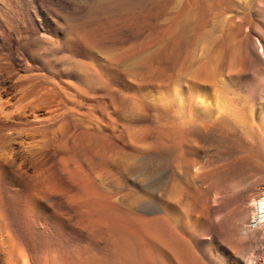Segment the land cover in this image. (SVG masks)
Instances as JSON below:
<instances>
[{
    "label": "rangeland",
    "instance_id": "1",
    "mask_svg": "<svg viewBox=\"0 0 264 264\" xmlns=\"http://www.w3.org/2000/svg\"><path fill=\"white\" fill-rule=\"evenodd\" d=\"M228 31L242 52L229 84L237 116L229 110L235 103L220 101L207 115L191 101L193 82L214 92L190 65L200 72L214 55L211 37L216 47ZM256 39L264 41V0H0V78L16 71L37 78L28 101L43 118L32 121L28 112V122H0V264H186L181 248L193 264H248L250 256L263 264L262 232L238 230L264 192ZM60 123L75 132L62 141ZM86 133L101 134L130 163L100 160L101 147ZM75 175L111 194L115 221L84 231L86 197ZM131 223L155 235L140 234V242Z\"/></svg>",
    "mask_w": 264,
    "mask_h": 264
},
{
    "label": "bare ground",
    "instance_id": "2",
    "mask_svg": "<svg viewBox=\"0 0 264 264\" xmlns=\"http://www.w3.org/2000/svg\"><path fill=\"white\" fill-rule=\"evenodd\" d=\"M198 1V0H197ZM181 3V2H180ZM201 3V2H200ZM208 3V2H207ZM209 5V4H208ZM211 5V4H210ZM221 5V4H220ZM190 9V8H189ZM183 11V10H182ZM187 11V10H186ZM189 11V10H188ZM194 12V11H193ZM216 12V11H215ZM214 12V13H215ZM179 13V12H178ZM185 13V12H184ZM226 13V12H225ZM186 14V13H185ZM184 14V15H185ZM188 14V13H187ZM186 14V15H187ZM183 15V16H184ZM198 15V14H197ZM220 15V14H219ZM222 15V14H221ZM234 16V15H233ZM232 16V18L233 19H231V17H229V20L228 21H233L234 20V18L235 17H233ZM181 17V16H180ZM185 18V17H184ZM180 21V20H179ZM194 21V20H193ZM168 22V21H167ZM199 22V21H198ZM179 23V22H178ZM235 23V22H234ZM238 23V22H237ZM240 23V22H239ZM180 24V23H179ZM190 24V23H189ZM242 24V23H241ZM173 25V24H172ZM186 25H188V24H186ZM169 27V26H168ZM191 27V26H190ZM193 27V26H192ZM174 28V27H173ZM182 29V28H181ZM173 31V30H172ZM225 31V30H224ZM181 32V31H180ZM197 32V31H196ZM189 33V32H188ZM249 33V32H248ZM181 34L179 33V36H180ZM221 35H223L222 33H221ZM239 36V35H238ZM262 36V35H261ZM170 38V37H169ZM217 38V37H216ZM215 37L213 38V37H211V40L213 39V42L215 41V39H216ZM263 38V37H262ZM184 39V38H183ZM218 39V38H217ZM234 40V35L232 34V32H230V31H228L227 33H226V35H224V36H222V38H221V43H218V45L216 44L215 46L216 47H214L213 45H214V43L212 42V44L213 45H211L212 47L210 48V49H212V48H214V49H212L213 50V54L214 55H212V56H210V57H208V58H206L207 59V61L205 60L204 61V63L201 65H199L200 66V68L201 69H198V70H200V72L199 71H197V70H195V69H193L194 67H193V64L192 65H190V66H192V68H191V73L190 74H192V73H194V74H196V75H193V76H197V77H199V78H201V79H203L204 80V82H205V85H206V87H208L210 90L212 89L213 90V92H214V94L211 96V94L209 93V92H207V91H202V87H201V85L199 84V83H197V82H199L197 79H199V78H197V77H194V78H196V80L197 81H195V82H193V84L194 85H192V91L194 90V95H193V99L191 100V101H193V104H194V106H196V105H200V104H203V107H204V109H205V113H207V115H208V113H209V111H211L210 109L212 108V107H219V106H216V103L218 102V101H220V102H224V104L223 103H221L222 105H225V102H227L228 104H231V106L233 105V107L234 108H230V107H226V108H230L229 110H230V113H232L234 116H237V112H236V105L238 104L236 101L237 100H235L234 98L235 97H232V95H231V93L232 92H230V89H232V88H230L229 87V84H230V82H231V80H230V78H231V72L233 71V72H236L235 70H233V66H235V63H237V60L238 59H240L241 60V58H242V55L240 56V54L242 53V52H240V49H239V51H236V50H238L237 48L238 47H235V40ZM250 40V39H249ZM257 40V39H256ZM259 41L261 40L260 38L258 39ZM257 40V41H258ZM180 41H183L182 39L180 40ZM219 41H220V39H219ZM244 41V40H243ZM258 41V46H259V49H260V52H258V53H255V56L257 57V59L261 62V63H263L264 64V41L262 42V43H260ZM218 42V41H217ZM216 42V43H217ZM165 44V43H164ZM170 45V44H169ZM165 49V48H164ZM166 50V49H165ZM185 50V49H184ZM209 50V48L207 49V51ZM212 50H210V51H212ZM242 50H243V48H242ZM206 51V52H207ZM209 51V52H210ZM185 53H186V51H185ZM211 53V52H210ZM247 53V52H246ZM192 54V53H191ZM190 54V55H191ZM200 54V53H199ZM210 55V54H209ZM170 56V55H169ZM244 56V55H243ZM166 57V56H165ZM190 57V56H189ZM241 57V58H240ZM251 57V56H250ZM184 58V57H183ZM214 58V59H213ZM168 59V58H167ZM187 59V58H186ZM188 60V59H187ZM197 60V59H196ZM248 60V59H247ZM177 61H178V59H177ZM180 61V60H179ZM186 61V60H185ZM254 61V60H253ZM252 61V62H253ZM195 62V61H194ZM196 62H198V61H196ZM199 62H201V61H199ZM243 62V61H242ZM247 62V61H246ZM184 63V61H182V64ZM188 63V62H187ZM202 63V62H201ZM185 64V63H184ZM183 64V65H184ZM240 64V63H239ZM247 64V63H246ZM197 65H198V63H197ZM196 65V66H197ZM238 65V63L236 64V66ZM181 66V65H180ZM190 66H188V67H190ZM196 66H195V68H196ZM184 67H186V66H184ZM183 67V68H184ZM198 67V66H197ZM182 68V67H181ZM232 68V69H231ZM182 70V69H181ZM180 70V72H182ZM201 71H202V73H201ZM17 72V71H16ZM16 72H14V73H10V75L8 76V74H7V76L8 77H6V78H4V77H2V78H0V122H1V124H2V126H7V125H11V124H15V123H20L21 121V119H24V120H26L27 122H28V118H27V116H28V112H29V115H31L32 116V121L33 120H40V118H41V120L43 119L39 114L40 113H38L37 114V111H36V107H38V106H36L37 104H32L31 102H29L28 101V99L30 98V95H32L34 92L33 91H29V89L31 88V87H33V86H36V79L35 78H33L32 76H27V77H21L20 76V74H19V76H16V74H18V73H16ZM198 72H199V74H198ZM232 72V73H233ZM184 73V72H183ZM203 74V75H202ZM240 74V73H239ZM201 75V76H200ZM237 75V74H236ZM185 76V75H184ZM236 77V76H235ZM240 77V76H239ZM238 77V78H239ZM11 79V80H10ZM191 79V78H190ZM232 79V78H231ZM240 80H241V78H240ZM236 84V83H235ZM231 85V84H230ZM45 86V85H44ZM191 86H189V88H190ZM38 88V87H37ZM32 89V88H31ZM190 90V89H189ZM191 91V92H192ZM234 92V91H233ZM48 94V93H47ZM191 94V93H190ZM233 94V93H232ZM42 95H44V94H42ZM234 95V94H233ZM35 96V95H34ZM33 96V97H34ZM36 97V96H35ZM47 97H48V95H47ZM191 97V96H190ZM42 98V97H41ZM39 100H41L40 98H38ZM43 99H45V98H42V100ZM47 99V98H46ZM238 99V98H237ZM35 100H37V99H35ZM48 100V99H47ZM31 101H32V99H31ZM241 101V100H240ZM29 102V103H28ZM43 102H44V104H47L49 107L51 106V105H49V104H51V102H52V100H50L49 99V101H46V100H43ZM220 102L218 103V104H220ZM38 103V102H37ZM40 103H38V105H39ZM43 104V103H42ZM243 104V103H242ZM58 105V104H57ZM45 106V105H44ZM55 106V105H54ZM227 106V105H226ZM229 106V105H228ZM239 106V105H238ZM254 106V105H253ZM46 107V106H45ZM48 107V108H49ZM56 107V106H55ZM211 107V108H210ZM240 107V106H239ZM11 108H13V109H11ZM47 108V107H46ZM57 108V107H56ZM241 108V107H240ZM239 108V109H240ZM244 108H245V106H244ZM40 109V108H39ZM50 109H51V107H50ZM58 109V108H57ZM42 111V110H41ZM56 112V109L54 110H52V112ZM58 111H59V109H58ZM36 112V113H35ZM54 112V113H55ZM229 112V111H228ZM243 112V111H242ZM35 113V114H34ZM50 113H51V111H50ZM244 113V112H243ZM253 113V112H252ZM57 115H58V113H56ZM60 114V113H59ZM51 115H52V113H51ZM62 115V114H61ZM226 115V114H225ZM53 116H54V114H53ZM222 116V115H221ZM43 117H45V116H43ZM48 117V116H47ZM55 117L56 116H54L53 118L55 119ZM63 117V116H62ZM67 117V116H66ZM223 117V116H222ZM239 117H241L240 115H239ZM57 118V117H56ZM219 118V117H218ZM230 118V117H229ZM49 119V118H48ZM208 119V118H207ZM206 118H205V121L207 120ZM224 119V118H223ZM242 119V118H241ZM240 119V120H241ZM46 120V119H45ZM60 120H61V118H60ZM19 121V122H18ZM23 121V120H22ZM50 121V120H49ZM98 121V120H97ZM242 121V120H241ZM25 121H23V123H24ZM30 122V121H29ZM36 122V121H35ZM62 122V121H61ZM203 122V121H202ZM226 122H228V121H226ZM225 122V123H226ZM22 123V124H23ZM26 123V122H25ZM34 123V122H33ZM43 123H45V122H43ZM95 123V122H94ZM199 123V122H198ZM197 123V124H198ZM205 123V122H204ZM219 123H221V122H219ZM236 123V122H235ZM99 124V123H98ZM193 124H196V123H193ZM192 124V125H193ZM211 123H209V121H207L204 125H203V123H202V125L203 126H205L204 128H206L207 126H211L210 125ZM245 124V123H244ZM200 125V124H199ZM201 125V126H202ZM222 125V124H221ZM240 125V124H239ZM13 126V125H12ZM32 126V125H31ZM104 126V125H103ZM226 126V125H225ZM229 126V125H228ZM192 127V126H191ZM200 127V126H199ZM50 128V127H49ZM57 128H58V132H59V137H60V140L62 141V140H65L67 137H70L69 135L70 134H72V133H75V132H71L70 131V129H72L71 127H70V129L68 128V126L67 125H65V124H63V123H60V124H58L57 125ZM91 128V127H90ZM101 128V127H100ZM114 128V127H113ZM200 128H203V127H200ZM214 130V129H213ZM52 131V130H51ZM110 131H111V128H110ZM191 131L192 132H194V133H198L197 131H198V129H197V127H196V125H194V127L191 129ZM54 132V131H53ZM77 133H78V131H76ZM87 132V131H86ZM217 132V131H216ZM94 133V132H93ZM99 133V132H98ZM87 134V137H86V140H90V139H92V141H94V144H96L97 143V145H99L100 147H101V149H100V153H99V158H100V160H102V161H110V162H116L117 164H128V162L130 163V161H129V159H131V156H128V154H126V153H124V151L123 150H119L115 145H113L112 143H109V142H104V140H103V138L102 137H100L101 136V134L99 135H95V134H90V133H86ZM106 136V135H105ZM78 137H80V139H84L83 137L84 136H81V135H79ZM69 141V140H68ZM70 142V141H69ZM96 142V143H95ZM61 143V142H60ZM92 146H93V144H92ZM89 147V146H88ZM89 150V149H88ZM130 157V158H129ZM116 163H115V165H116ZM110 165V164H109ZM80 170V169H79ZM91 171V170H90ZM95 173V172H94ZM73 174H79L78 172H76V173H73ZM89 174V173H88ZM109 175V174H108ZM83 176V175H82ZM85 178V177H84ZM84 178H82V177H80V176H78V175H75L74 176V179H76L77 181H78V183H79V190H78V193H80L79 195L80 196H83V198L84 197H86V199L84 198L83 199V201L81 200L80 202H81V207H82V209L83 210H81V212H82V214L84 215V217H86V219H87V224L85 225V226H83L84 227V231H86V233H88V232H90L89 230L90 229H93L92 228V226H94L95 225V223H96V225L97 224H99L100 225V223L102 222V224H104L103 223V219L105 220V219H107L109 216L111 217V216H113L111 213H110V205H113V204H111L112 202H110V197L112 198V196H111V194H109V192H104V191H102L101 189H99V187H97V185L94 183V180L92 181V180H90V179H84ZM40 185H42V183L40 184ZM99 186V185H98ZM42 187H43V185H42ZM47 188H49V185H48V187ZM54 188V187H53ZM104 189V188H103ZM111 190V189H110ZM195 193V192H194ZM193 193V194H194ZM113 194V193H112ZM114 195V194H113ZM117 195V194H116ZM78 198H79V196L78 195H76ZM194 196V195H193ZM256 198V197H255ZM82 199V198H81ZM116 199H117V197H116ZM112 200H113V198H112ZM87 201V202H86ZM117 201H118V199H117ZM116 202V201H115ZM121 204V203H120ZM253 206H254V210H253V213H252V218H253V220L251 221L252 222V224H251V222H250V224L249 225H247V226H245L244 224V222H245V218H246V214L244 213L242 216H241V218H240V224L238 225V230L240 231V232H242V233H245L246 235H249L250 237H254V235H255V232H257V231H261L262 232V235H264V192H263V195H261L260 197H258L257 199H254V201H253ZM80 207V208H81ZM197 208V207H196ZM172 209H174V208H172ZM178 209V208H177ZM112 212V211H111ZM116 212V211H115ZM115 212H112V213H115ZM179 214V213H178ZM178 214H176V215H178ZM115 216H116V214H114ZM187 215V214H186ZM248 215V214H247ZM197 217V216H196ZM117 218V217H116ZM119 218H121V215H120V217ZM111 219H113L114 221H115V219L113 218V217H111ZM129 219V218H128ZM154 220V219H153ZM106 221V223H107V220H105ZM118 221V220H117ZM100 222V223H99ZM124 222V221H123ZM130 222H131V220H130ZM136 222V221H135ZM153 222V221H152ZM187 222V221H186ZM111 223H112V220H111ZM129 223V222H128ZM138 224H139V222H137ZM239 223V222H238ZM109 224V223H108ZM118 224V223H117ZM110 225V224H109ZM116 225V224H115ZM126 225V224H125ZM143 224H141V226L139 225H135V224H133V223H131V226H130V229L132 230V235H134L135 237L137 236H139L140 234L141 235H145V236H147V237H152V235L154 236L155 234H153V233H149V231H146V230H144V227L142 226ZM101 226V225H100ZM108 226V225H107ZM118 226V225H117ZM177 226V225H176ZM124 227V226H123ZM129 227V226H128ZM127 227V228H128ZM113 228V227H112ZM120 228V227H119ZM178 229V228H177ZM94 230V229H93ZM121 230V229H120ZM166 230V229H165ZM162 231V230H161ZM160 231V232H161ZM167 231V230H166ZM180 231V230H179ZM171 232V231H170ZM168 233V232H167ZM91 234V233H90ZM173 234V233H172ZM174 234H176V233H174ZM245 234H243V235H245ZM171 234L169 233V236H170ZM177 235H175V237H176ZM172 237H174L173 235H172ZM245 237V236H244ZM154 238V237H153ZM152 238V239H153ZM157 237H155V239H156ZM178 238V236L176 237V239H175V244L178 242V241H180V240H178L177 239ZM137 239V238H136ZM138 239L140 240V242H141V239L138 237ZM113 240V239H112ZM148 240V239H147ZM166 240V239H165ZM165 240H163V243L165 242V244H166V242L167 241H165ZM176 240H177V242H176ZM122 241V240H121ZM158 242H160L159 240H157ZM185 241V240H184ZM148 243H149V241H147ZM160 243H162V241L160 242ZM168 243H169V241H168ZM171 243V245L172 244H174L172 241L170 242ZM169 243V244H170ZM180 243H181V241H180ZM179 243V244H180ZM183 243V242H182ZM181 243V244H182ZM111 244V243H110ZM108 245L109 247L110 246H112V245ZM147 244V243H146ZM164 244V245H165ZM169 244H166L165 246H169ZM178 244V243H177ZM186 244V243H185ZM148 245V244H147ZM162 245V244H161ZM182 245H184V244H182ZM181 245V246H182ZM115 246V245H114ZM114 246L112 247V248H114ZM124 246V245H123ZM123 246H122V248H123ZM145 246V245H144ZM164 246V247H165ZM185 246H187V245H185ZM118 247V246H117ZM125 247V246H124ZM128 247V246H127ZM175 247H177V245L175 246ZM183 247V246H182ZM111 248V247H110ZM115 248H116V246H115ZM126 248V247H125ZM168 248H170V247H168ZM179 248H181L180 247V245H179V247H178V249H177V251L179 250ZM185 248V247H184ZM184 248H183V250H184ZM189 248V247H188ZM117 249V248H116ZM119 249V248H118ZM153 249V248H152ZM166 249V248H165ZM176 250V249H174L173 247L171 248V250ZM182 249V248H181ZM179 250L180 251V253H178V255L179 254H181V253H183L182 254V256H179V257H181L182 259L184 258V260H181V261H184L186 264H193L194 262H195V258L194 259H192L191 258V256H190V254L186 251V250H184L183 252H181L182 250ZM87 250V249H86ZM111 250V249H110ZM110 250H108L109 252H110ZM115 250V249H114ZM167 250V249H166ZM169 250V249H168ZM167 250V251H168ZM82 251H84V250H82ZM120 251V250H119ZM146 250H144V252H145ZM190 251V250H189ZM89 252V251H88ZM87 252V253H88ZM115 252H116V250H115ZM114 252V253H115ZM161 252H164V251H161ZM170 252V251H169ZM191 253H192V251H190ZM85 253H86V251H85ZM86 253V254H87ZM122 253V252H121ZM124 253H125V255L124 256H126V254H127V252H125L124 251ZM171 253H173L172 254V256H174L175 254L174 253H176V251L175 252H171ZM77 255H78V253H76ZM112 254V253H111ZM128 254H130V253H128ZM144 254V253H143ZM164 254V253H163ZM85 255V254H84ZM115 255V254H114ZM117 255V254H116ZM145 255H146V253H145ZM149 254H147V256H148ZM168 255V254H167ZM192 255H193V253H192ZM90 256V255H89ZM122 256V255H121ZM141 256V253L139 254V257ZM151 256V255H150ZM81 257V256H80ZM79 257V258H80ZM107 257V256H106ZM136 257V256H135ZM143 257V256H142ZM168 257H169V255H168ZM54 258V257H53ZM56 258V257H55ZM76 258H78V257H76ZM78 258V259H79ZM82 258V257H81ZM89 258V257H88ZM88 258H87V260H88ZM91 258V257H90ZM115 258H117V257H115ZM120 258V257H119ZM126 258V257H125ZM129 259L131 258V256L130 257H128ZM153 258V257H152ZM175 258V257H174ZM177 258H178V256H177ZM175 259L176 261L178 260V259ZM82 259H84V258H82ZM121 259V258H120ZM168 259H170V258H168ZM248 260H247V262L246 263H248V264H256V261H253V256H250L249 258H247ZM172 260V259H171ZM192 260H194L193 262H192ZM203 260V259H202ZM120 261V260H119ZM122 261H123V259H122ZM125 261H127V260H125ZM125 261L123 262V264L125 263ZM148 261H149V258H148ZM61 262V261H60ZM89 262V261H88ZM93 262V261H92ZM110 262V261H109ZM115 262V260H113V263ZM129 262V261H128ZM179 262V261H178ZM55 263V262H54ZM62 263V262H61ZM60 263V264H61ZM73 263V262H72ZM78 263H80V262H78ZM82 263H83V261H82ZM96 263V262H95ZM94 263V264H95ZM130 263V262H129ZM181 263H183V262H181ZM196 263H198L197 261H196ZM204 263V262H203ZM23 264V263H22ZM53 264V263H52ZM74 264H76V263H74ZM90 264V263H89ZM127 264V263H126ZM151 264V263H150ZM263 264H264V260H263Z\"/></svg>",
    "mask_w": 264,
    "mask_h": 264
}]
</instances>
